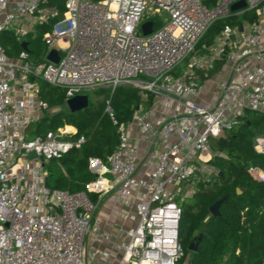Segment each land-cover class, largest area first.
<instances>
[{
  "label": "built area",
  "instance_id": "obj_1",
  "mask_svg": "<svg viewBox=\"0 0 264 264\" xmlns=\"http://www.w3.org/2000/svg\"><path fill=\"white\" fill-rule=\"evenodd\" d=\"M244 1L246 8L232 11ZM47 0H0V36L28 32L21 24H43L58 18ZM65 0V12L44 36L46 64L35 66L23 51L10 59L0 45V264H178L184 257L180 243L182 204L192 198L199 182L219 175L210 163L212 139L231 131L247 111L264 114V0ZM253 11L251 24L226 25L217 44L196 51L213 25ZM167 14L155 29L154 18ZM153 23L145 36L142 26ZM243 28V32L240 29ZM235 37V39H233ZM59 62L48 60L59 42ZM225 59L231 70L212 106L199 104L198 70L209 71ZM180 70L178 74H175ZM40 82L62 89L66 101L106 88L133 87L154 96L174 110L166 121L154 123L137 112L132 124L154 150L148 170L138 176V147L119 128L120 144L107 163L90 160L98 176L87 192L50 190L43 167L80 149L67 128L28 139L26 130L52 108L40 96ZM107 112L112 117L108 107ZM117 125L116 121H113ZM172 138H175L172 141ZM255 152L264 156V136ZM32 153L36 159H30ZM250 173L264 182V169ZM108 177L110 179H108ZM105 181L104 183L102 181ZM118 190L137 200L135 225L118 243L97 228L98 205L93 193ZM110 243L111 247H104Z\"/></svg>",
  "mask_w": 264,
  "mask_h": 264
},
{
  "label": "trees",
  "instance_id": "obj_2",
  "mask_svg": "<svg viewBox=\"0 0 264 264\" xmlns=\"http://www.w3.org/2000/svg\"><path fill=\"white\" fill-rule=\"evenodd\" d=\"M43 6L58 8L61 15L39 24L35 30L37 32L27 35H34L27 42L26 52L29 62L35 66L46 64L48 46L44 36L63 17L65 0H47ZM243 18L240 21L232 16L216 22L199 44L196 55L202 56L207 51L205 48L214 44L226 25L237 27L257 20L255 13L249 16L245 14ZM158 25L159 28L161 25ZM23 40H19L13 31H8L1 34L0 45L7 56L15 60L24 51ZM224 63V60H220L209 71L198 70V85L202 87L205 81L222 69ZM179 72L177 70L175 74ZM99 93L104 96V101L90 103L87 109L72 113L65 107V98L58 88L40 82L41 98L50 107H61V111L33 122L26 130L29 138L42 137L60 128L73 126L77 134L72 139H85L80 149L71 150L61 161L46 164V185L50 190L87 192V186L98 179L90 171V160L107 163L119 147V128L130 124L138 111H149L155 99L149 94L144 100L141 91L133 87H120L114 92L102 88ZM108 107L113 118L107 112ZM237 126L211 141L214 158L210 164L219 171V175L210 184L197 183L193 197L182 204L180 243L184 256L190 252L188 247L191 242L202 236L198 250L191 252V264H264V182L250 173L256 161H262L264 169V156L254 149L256 138L264 136V114L247 111L246 120ZM238 189L242 191L241 194H238ZM227 195L229 199L221 206V216H211L210 208ZM90 197L95 199L94 194H90Z\"/></svg>",
  "mask_w": 264,
  "mask_h": 264
},
{
  "label": "crops",
  "instance_id": "obj_3",
  "mask_svg": "<svg viewBox=\"0 0 264 264\" xmlns=\"http://www.w3.org/2000/svg\"><path fill=\"white\" fill-rule=\"evenodd\" d=\"M27 22L28 21H25L24 23L21 24V28L28 32L25 36H20L19 34L20 32L17 33L13 31L19 40L20 38H24L23 43L24 42L27 43L30 39L34 38V35H31V37L27 35L34 32L36 30V27L39 25L36 24L34 21H30L29 23ZM217 39L218 38L215 39L214 44L212 46L217 44ZM67 46L68 44L66 42L61 41L58 43L55 50L67 48ZM24 51L26 52V50ZM205 54H207V51L203 55ZM223 60L225 61V63L222 69L219 70L218 73L215 74L212 78L205 81L204 84L202 85L201 92L196 98V101L199 104L205 106H212L215 104L216 100L221 95L220 86L223 82L228 80L231 75L229 63L225 59ZM61 94L65 98V94L63 91H61ZM143 98L144 100H147L146 95H143ZM67 103L68 102L66 101L65 98V107L68 109ZM89 104H90V100H89ZM51 108L58 109V112L61 111V107H51ZM173 112L174 110L171 106H167L164 102L154 99L153 105L151 106L150 110L145 113L154 123H158L168 120L173 115ZM44 116H48V113L47 114L45 113ZM123 127H124L123 128L124 133L129 137L132 143H134L138 147V157L141 162L138 170V176L143 177L146 170H148L147 165L149 166L150 163L149 161V158L151 156L150 154L154 153L155 150L161 152L164 141L159 139V145L154 150H152L150 144L144 140L138 128L135 125H133L132 122ZM65 128L67 129L72 128L75 130V132L72 133L70 136H68L66 139L71 141H76L75 139L73 140L72 138L77 134V129L73 126H66ZM27 138L30 139L28 135ZM174 140L175 138H172V141ZM108 179L110 178L108 177ZM105 181L107 180H104L102 182L104 183ZM93 194L95 196V199L93 198L92 199L98 205V211L96 213V221L98 223L97 228L99 232L101 233V235L109 236L113 243L120 242L121 240L124 239L125 233L135 225V221L132 220V217H136V204H137L136 198L134 196L123 197L118 190H113L107 194H103V193L101 194L93 193ZM103 246L106 248H110L111 244L104 243Z\"/></svg>",
  "mask_w": 264,
  "mask_h": 264
},
{
  "label": "water",
  "instance_id": "obj_4",
  "mask_svg": "<svg viewBox=\"0 0 264 264\" xmlns=\"http://www.w3.org/2000/svg\"><path fill=\"white\" fill-rule=\"evenodd\" d=\"M97 1H102V0H97ZM246 8V3L244 1H241L235 5L232 6V11L236 12L238 10L241 9H245ZM142 30H143V34L145 36L150 35L153 33V23L149 22V23H145L142 26ZM240 32H243V28L240 29ZM233 39H235V37H233ZM24 50H27V43H23L22 44ZM48 60L53 62V63H58L59 62V53L57 50H52L48 56ZM68 105V109L70 110V112L72 113H77V112H81L85 109H87L89 107V98L88 96H77L71 100L68 101L67 103ZM244 120H246V117L244 118ZM30 159H36V154L32 153L30 155ZM40 161L42 162L43 167H45V163H44V159L40 158ZM93 162H97L96 159L93 160ZM262 161H256L252 164V166L254 168H260L262 166ZM91 172L93 174H95V171L93 169H91ZM221 175V174H220ZM238 194H241L242 191L240 189L237 190ZM229 199V195L225 196L223 199L219 200L218 202H216L211 208H210V214L213 217H219L221 216V206ZM202 240V236H199L197 238H195L190 246H189V250L192 252H196L198 250V246L200 244V241Z\"/></svg>",
  "mask_w": 264,
  "mask_h": 264
},
{
  "label": "rangeland",
  "instance_id": "obj_5",
  "mask_svg": "<svg viewBox=\"0 0 264 264\" xmlns=\"http://www.w3.org/2000/svg\"><path fill=\"white\" fill-rule=\"evenodd\" d=\"M215 2H213V0H211V2H209V3H207V5L209 6V7H211L213 4H214ZM245 14H247V16H249V15H253L254 14V12L253 11H248V12H246ZM243 16L244 15H242V16H240V17H237L236 16V19L237 20H243L244 18H243ZM168 16H167V14H165V13H163L161 16H159V17H156V18H154V20L156 21V29H158V24H160V25H163V22H165V19L167 18ZM224 20V19H223ZM28 22L27 23H29L30 21H33L32 19H28L27 20ZM158 25V26H157ZM35 32H37V31H34V33ZM55 88V87H54ZM58 90H60V91H63L62 89H59L58 88ZM86 95H88L89 96V100H90V103H92V104H95V103H98V102H100V101H104V96L101 94V93H99V89L98 90H96V91H91V92H88ZM144 95V94H143ZM58 112V109H55V108H53V109H51L49 112H48V116H52V115H54V114H56ZM238 126H235L234 127V129H236ZM75 132V130H72L71 131V134L72 133H74ZM188 250H189V247H188ZM190 251V250H189ZM192 251H190V252H188V253H185V256H184V258L178 263V264H191V261H192V253H191Z\"/></svg>",
  "mask_w": 264,
  "mask_h": 264
},
{
  "label": "bare ground",
  "instance_id": "obj_6",
  "mask_svg": "<svg viewBox=\"0 0 264 264\" xmlns=\"http://www.w3.org/2000/svg\"><path fill=\"white\" fill-rule=\"evenodd\" d=\"M72 130H74V129H72V128H68V131H72Z\"/></svg>",
  "mask_w": 264,
  "mask_h": 264
}]
</instances>
